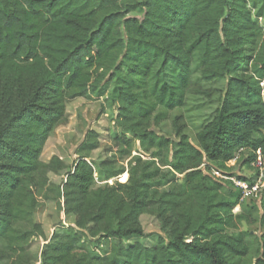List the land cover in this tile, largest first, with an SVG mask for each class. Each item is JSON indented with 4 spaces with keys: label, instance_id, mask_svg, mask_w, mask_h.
<instances>
[{
    "label": "trees",
    "instance_id": "trees-1",
    "mask_svg": "<svg viewBox=\"0 0 264 264\" xmlns=\"http://www.w3.org/2000/svg\"><path fill=\"white\" fill-rule=\"evenodd\" d=\"M260 19L264 0H0V253L10 264L27 262L28 244L43 233L34 221L40 197L64 199L80 217L54 233L41 264H264V232L240 229L257 223L255 204L212 175L218 168L252 180L229 163L243 150L242 164L253 169L256 152L264 154ZM195 55L205 82L228 80L196 144L183 114L173 119L174 138L154 129L202 93ZM113 81L122 131L97 168L114 182L96 186L90 158L101 141L91 129L65 183H51L49 172L69 165L41 155L68 121V103L101 98ZM145 213L160 218L166 235L126 245L146 236Z\"/></svg>",
    "mask_w": 264,
    "mask_h": 264
},
{
    "label": "rangeland",
    "instance_id": "rangeland-1",
    "mask_svg": "<svg viewBox=\"0 0 264 264\" xmlns=\"http://www.w3.org/2000/svg\"><path fill=\"white\" fill-rule=\"evenodd\" d=\"M132 15L141 17L138 13H133ZM259 21L264 25L263 19ZM192 71L194 80L202 87V93L193 92L189 94L186 106L173 111L169 120L159 126H154V129L162 135L174 138L173 119L177 115L183 114L188 124L187 134L191 142L196 144L197 133L214 116L220 107L228 80L223 79L205 82L201 78V67L198 55L194 56ZM116 100L117 93L115 91V82L113 81L106 95L101 98H77L68 103V121L58 126L50 135L41 155V160L46 163L56 155L69 165L67 169L58 173L49 172L48 178L51 183L57 185H63L65 183L67 175L77 159V148L86 137L87 132L91 129L100 133L101 141V146L92 153L90 158L95 163L96 186H103L107 182L109 184L114 182L115 179L107 181L104 174L97 168V165L113 155L115 151L110 149H114V142L111 141L110 137L122 131L116 121L118 109V105L115 104ZM1 121L2 117L0 116V123ZM117 155L116 158H118ZM242 160L243 158L240 157L237 161L234 168L235 175H250L251 169L242 164ZM123 162L120 161V164ZM126 162L125 164H127ZM118 179L126 181L127 174H122ZM40 199L42 201L41 206L37 208L34 214V221L41 225L43 233L33 236L31 244L27 246L29 259L27 262L21 264H41L45 244L52 239L54 233L64 228L76 227L80 218L78 215L66 211L64 199L62 205H59L52 199L46 200L42 197ZM246 203L247 205L255 204L254 215L257 223L254 225L243 223L240 225V229L243 231L252 230L257 235H261L264 232L262 199H247ZM235 211L239 212L240 207L236 208ZM141 224L146 236L126 238L124 239L126 245L139 242L151 246L157 242L158 235H166V228L162 221L153 213L143 214L141 216ZM87 226L92 227V223L87 224ZM87 235H89L88 232ZM10 263L11 258L4 253H0V264Z\"/></svg>",
    "mask_w": 264,
    "mask_h": 264
},
{
    "label": "built area",
    "instance_id": "built-area-1",
    "mask_svg": "<svg viewBox=\"0 0 264 264\" xmlns=\"http://www.w3.org/2000/svg\"><path fill=\"white\" fill-rule=\"evenodd\" d=\"M243 150H240L236 158L229 163L234 165L240 158V153ZM253 169H251L249 178L252 180L239 179L236 176H232V172L224 171L218 168H214L212 175L223 181L231 180L233 185L242 191V201L247 199H263L264 198V154L261 150L256 152V157L251 163ZM239 208V207H238Z\"/></svg>",
    "mask_w": 264,
    "mask_h": 264
},
{
    "label": "bare ground",
    "instance_id": "bare-ground-1",
    "mask_svg": "<svg viewBox=\"0 0 264 264\" xmlns=\"http://www.w3.org/2000/svg\"><path fill=\"white\" fill-rule=\"evenodd\" d=\"M238 208V207H237Z\"/></svg>",
    "mask_w": 264,
    "mask_h": 264
}]
</instances>
